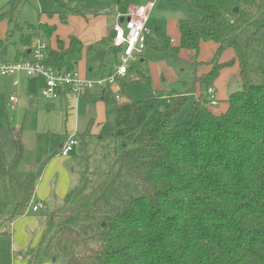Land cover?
<instances>
[{"label": "trees", "instance_id": "16d2710c", "mask_svg": "<svg viewBox=\"0 0 264 264\" xmlns=\"http://www.w3.org/2000/svg\"><path fill=\"white\" fill-rule=\"evenodd\" d=\"M25 1L9 0L0 8V20L10 26L0 38L1 58L11 44L15 56L26 59L34 39H49L55 31L48 23L18 24ZM141 1L111 0L121 15ZM182 3L195 17L178 19L177 45L162 35L156 49L178 63H183L181 49L190 52L191 85L180 92L159 91L148 71L130 66L131 80L150 89L147 96L119 102L110 87L81 93L88 104L111 107L113 121L105 120L97 141L108 167L101 171L93 160L89 169V154H81L80 180L63 205L43 212L44 228L27 251V264L58 258L62 264H264V0ZM59 5L62 24L81 13L68 2ZM15 31L20 36L11 41ZM113 35L112 30L88 46L73 35L67 44L58 38L41 63L70 71L85 52L91 72L92 62L103 67L109 55L118 61L121 48L112 45ZM205 41L218 48L206 62L211 69L197 75ZM226 49L234 51L233 58L219 62ZM235 61L241 89L229 94L227 110L218 115L209 108L207 90ZM120 86L122 96L123 81ZM189 97L192 111L176 123L174 116ZM93 123L76 136L77 147H86ZM23 158L21 131L6 124L0 129V226L29 211L36 175L20 172Z\"/></svg>", "mask_w": 264, "mask_h": 264}, {"label": "crops", "instance_id": "0c3cea01", "mask_svg": "<svg viewBox=\"0 0 264 264\" xmlns=\"http://www.w3.org/2000/svg\"><path fill=\"white\" fill-rule=\"evenodd\" d=\"M151 1H153L152 7L146 5L148 2ZM151 1L142 0L140 4V7L142 8L144 6L143 8H145V12L148 13L147 22L149 21V17L152 14L157 15L159 17L166 16L167 18H172V21L170 23L172 26H175L174 29H176V33L171 31V27L169 26V24H166L165 29H164V25L154 27V34H152V31L150 30L146 22V25L149 30L148 42L156 40V45H157L159 38L162 35H166L169 38V36L165 34V32L166 33L170 32L173 34V36H175L174 39L169 38L170 43L172 45H177L179 43V37H180L177 28V21L180 18L186 17L181 9L184 8L185 10H187L185 5L182 3L183 0H151ZM57 2H61V1L57 0ZM109 2L112 5L111 7L113 8V11H115L114 17H109V16L106 17L105 14L107 12V7H104L105 5L102 6V4L100 5L96 4L90 11L84 12L79 8V6H73V5L71 6L70 1H68L70 7L77 8L81 13L69 15L67 18V22L65 24H62L57 14V12L61 10L60 5H59L60 9H57L56 11L51 10L52 13L51 14L48 13L49 17L56 15L58 17L59 25H57L56 23H52L50 21L46 22L48 24L55 25V31L52 34V36L49 39L44 40L47 46L49 48L50 47L56 48L58 38L63 40L67 44L68 38L71 35L76 36L83 43L84 46L94 44L99 40H101L104 36L108 35L112 31L114 22H116L117 20L120 21V19H118L119 13L117 12L116 7L112 4L111 0H109ZM110 12L111 11H108V13ZM159 23H162L161 19ZM65 30L67 31L65 32ZM62 33L64 35H62ZM5 36H6V32L5 35H3L0 38H4ZM34 40L31 46H33L35 42L39 40V38H37L36 41ZM217 48H218V44H216L213 41L201 42L200 50L197 58V61L200 62L201 64L196 68L198 75L201 73L208 72L211 69L212 65L207 64L206 62L209 61H205V60L208 59L209 57H213ZM178 56L180 57V59L181 57L184 58L183 61L184 63H187V65H191L190 52L188 50L181 49L178 53ZM233 56H234V51L232 49H226L220 54L219 62L228 61L232 59ZM89 57L90 55L87 56L85 52H83L81 59L78 61L76 65V69L79 66V64L83 65L81 70L83 78H97L100 75H107L114 71L115 66L107 74L100 73L101 67H99V62L97 61L91 63L93 66V70L90 72ZM159 57L161 56L159 55ZM3 59L7 60L5 56L3 57ZM19 59H25V58L16 57V60ZM136 62L140 64L137 67L135 66V68L141 69L142 71H148L147 63L142 55ZM116 64L117 61H115V65ZM233 65L236 66V70L229 68ZM191 67L193 71L194 66L191 65ZM224 73H226L227 75L237 76V78L240 80L238 62L235 61L232 65L223 67L220 70L218 77L213 82L212 87L214 89V94L217 103L214 105L210 104L209 108L218 115L224 113L228 108L227 94L223 95L221 91L219 92L214 88L216 84H218L217 86L223 85V82H221L219 79H221V77L225 75ZM125 77H129L131 79L132 74L128 72L124 77L119 79V83H121V81L125 83L126 80ZM235 79L236 77L235 78L232 77L230 82L231 81L234 82ZM192 80H193V74H188L186 84H183V86L174 87L169 91H173V92L184 91L187 87L191 85ZM173 83L175 82L172 81L171 86L173 85ZM44 84L45 82H42L41 84L42 88L44 87ZM10 95L17 96V94H14V92L0 93V107L4 109L5 113H7V108L9 107L8 97ZM198 95H199V90H197L194 93L195 97H198ZM17 97H18L17 105L12 110H17L19 117L20 115L19 106L20 104L23 105L26 112L29 113V116L27 118L26 116L23 115L24 117L23 122L27 120L28 125H26V128L24 130H22V128L19 129L20 121H18L17 119V121L14 122V124L5 123L0 127V129L4 127L6 124H9L15 129L21 131V140L24 144V158L21 165L24 164L26 159L25 139L28 136H30L28 130H31L34 133V139L37 140L36 142L39 143V146H40V136L47 137L48 145H49V148L47 150L38 151V155L36 157L37 159H35V161L33 160L32 162H30L26 170L23 171V172L35 173L36 186H35L32 202L42 203L43 208L38 211L29 210L25 215L17 218L10 225L4 224L0 226V232H4L0 234V238L9 239L7 240L8 247L12 251L18 250L24 256V259L21 258L17 262L15 261V264H27V251L29 250V248L36 245L44 228V224H45V216L43 215L44 210L49 209V211H51L54 208L63 205L65 195L68 193L70 189L74 188L78 184L79 176H80V175L78 176V172L81 171V169L83 170L84 168L82 159L80 158V156L78 157L75 154V149L77 146L73 149V151L70 154H68L67 156H62L60 155V148L62 144L71 136L74 135L76 137L78 134L82 133L85 130L90 120L94 121L91 128V132H92L93 127H97L96 129L99 131L101 125L105 122L106 119H104L103 121L102 119H100V121L95 123V120L92 118V116L97 113V110L102 115L105 105L102 101H98L94 104H88L87 102L84 101L81 95H73L71 94V92H69L68 89L62 91L57 97L50 99L43 98V96H41L40 99V96H38L37 94H35L34 96L33 95L29 96L27 100L24 101L20 95H18ZM61 97L63 100H60ZM80 97H82L83 99L82 104H81V100H79ZM191 97H193V94L191 95ZM125 101H130V100L128 99L127 96L122 95L121 102H125ZM221 101H226V104H223ZM83 103H85V105L88 106L87 109L89 112L88 111L87 112L90 114L87 123H85L86 107L83 105ZM91 106L94 110V114L90 113ZM40 154L42 155L40 156ZM36 213H40V215H35ZM42 264H62V262L51 259H45Z\"/></svg>", "mask_w": 264, "mask_h": 264}, {"label": "rangeland", "instance_id": "374dc122", "mask_svg": "<svg viewBox=\"0 0 264 264\" xmlns=\"http://www.w3.org/2000/svg\"><path fill=\"white\" fill-rule=\"evenodd\" d=\"M9 0H0V8L6 7V4ZM61 2H68L70 1L71 6H79V8L84 11L88 12L90 11L96 4H102V6L107 7L106 17H114L115 11H113V8L111 7V3L109 0H58ZM151 1V0H148ZM149 3V2H148ZM147 3V4H148ZM69 4V5H70ZM146 4V5H147ZM144 7V6H143ZM59 8V2L53 1V0H26L23 2L22 5H20L18 13L16 15V22L22 26H24L25 23H46V22H52L58 23V17L56 15L50 16L48 12L51 10L56 11ZM186 17H195L194 14L189 13L184 8L181 9ZM108 11H111L108 13ZM184 17V18H186ZM160 19L162 20V23H159ZM172 18L159 17L157 15H151L149 17V21L147 22L148 27L152 31V34H154V27L164 25V29L166 28V24H169L171 27V31L176 33L175 26L171 25ZM116 22H114L115 24ZM113 24V26H114ZM4 26V28H3ZM77 26V25H76ZM3 28V29H2ZM10 28L6 20H0V35H5V32ZM67 30H65L66 32ZM165 32V30H164ZM169 36L170 39H174L175 36H173L172 33H166ZM62 35H64L62 33ZM0 36V37H2ZM20 36L19 31H15L14 36L11 38V41L18 40V37ZM37 38L34 40L36 41ZM44 40H47V38H44V36H40L39 40L40 42H45ZM46 43V42H45ZM97 43V42H96ZM94 43V44H96ZM156 40L153 41H147L146 46L142 52V56L144 57V60L147 63V69L149 71L152 85L154 89L159 91H169L170 89L178 86H183V84H186L187 82V76L188 74H192V67L191 65H187V63H178L175 59L172 58H162L159 57V52L155 48L156 46ZM15 47L13 45H9L7 53L5 55L6 59L11 62L16 61L15 57ZM179 57V56H178ZM180 58V57H179ZM212 57H209L205 61H210ZM184 58L181 57V60ZM106 64L100 68V73L107 74L111 69L115 66V58L113 56H108V59L106 60ZM81 63V62H80ZM140 64V63H139ZM138 62H133L132 66H139ZM199 66V65H198ZM82 64H79L77 69V74L79 77H82ZM229 68H232L236 70V66L233 65ZM198 73V72H197ZM219 79L221 82H223L222 86H216L214 87L217 91H221V93L227 94V98L230 93L240 90L241 89V82L237 78V76L234 75H227L224 73ZM198 75V74H197ZM232 77H236L235 81H231ZM132 78V77H131ZM125 83L123 87L124 96H127L129 100H138L145 96H147L151 91L150 89L144 85L143 82L139 81H132L129 77H125ZM173 85L171 86V82ZM42 82H45L44 77L40 74L38 75H27L25 72H16L13 74L0 76V93L4 92H14V94H17L21 96V98L24 100H27V98L31 95L37 94L38 96L41 93L42 90ZM45 98V97H43ZM49 99V98H47ZM60 100H63L62 97ZM81 100V104L83 102L82 97L79 98ZM191 97H189L187 103L185 106L174 116V121L176 123H180L184 121L189 113H191ZM223 104H226V101H221ZM34 104V103H33ZM83 105L86 107V120L85 123H87V120L89 119L90 114L88 113V106L83 103ZM20 115L18 117V111L12 110L11 108H7V113H5L4 109L0 107V127L5 123H12L20 121L19 129L22 128L24 130L26 128V125H28V121L25 120L23 122V115L26 116V118L29 116V113L26 112L23 105L20 104L19 106ZM88 111V112H87ZM92 118L95 120V123L102 121L104 119H107L108 121H113V114L110 105H104V111L102 115L100 112H98L95 115L92 116ZM97 127H93L92 135L85 137L86 147H76L75 154L79 157L81 154L86 153L89 154V160H91V164L89 165V169H92L94 165H92L94 162L93 160H97L95 163L97 168L101 171L104 169H107L108 167V155L106 156V160H104L103 149L100 145H98V134L99 131L96 129ZM28 133L30 136H28L26 141V159L23 165L20 166L19 170L20 172H23L26 170V168L29 166V163L33 160L37 159L38 151L47 150L49 148L48 145V139L47 137L40 136V146L39 143H37L36 139H34V133L31 130H28ZM39 142V141H38ZM40 149V150H39ZM42 154H40L41 156ZM84 169V168H83ZM81 171L78 172V176H81ZM76 174V173H75ZM79 176V180H80ZM79 182V181H78ZM49 209H45L44 213L48 212ZM35 215H40V213H36ZM40 221V220H38ZM7 238H0V264H15V261L17 262L21 258L24 259V256L17 250L12 251L8 245H7ZM56 261L64 260L63 258L55 259Z\"/></svg>", "mask_w": 264, "mask_h": 264}, {"label": "built area", "instance_id": "2783aa9c", "mask_svg": "<svg viewBox=\"0 0 264 264\" xmlns=\"http://www.w3.org/2000/svg\"><path fill=\"white\" fill-rule=\"evenodd\" d=\"M153 6V1L147 4ZM124 18L123 22L116 21L112 30L114 32L112 45L120 47L121 52L118 57L114 71L107 75H100L97 78H81L75 69L70 71H56L50 67H45L41 63L48 49L45 42L36 41L30 47V57L19 59L15 62L5 60L0 57V76L13 74L16 72H25L27 75H42L45 80L41 95L45 98H55L62 91L69 90L73 95H81L88 89L98 91L110 87L116 94L117 101L121 102L119 79L128 73V68L133 62H136L142 55V52L148 41L149 30L146 25L148 13L145 8L131 7L127 14L118 15V19ZM210 95V104L217 103L213 87L207 90ZM18 97L10 95L8 97V106L14 109L17 105ZM78 145L77 138L73 135L68 138L60 148V155L67 156ZM43 208V204L33 203L29 207L31 211H38Z\"/></svg>", "mask_w": 264, "mask_h": 264}, {"label": "water", "instance_id": "95a60500", "mask_svg": "<svg viewBox=\"0 0 264 264\" xmlns=\"http://www.w3.org/2000/svg\"><path fill=\"white\" fill-rule=\"evenodd\" d=\"M123 20H124V18L121 17V18H120V22L122 23ZM28 52H29V51H28ZM90 108H91V109H90V113H91V114H94V110H93L92 106H91Z\"/></svg>", "mask_w": 264, "mask_h": 264}]
</instances>
